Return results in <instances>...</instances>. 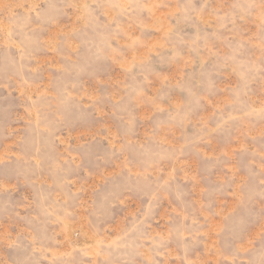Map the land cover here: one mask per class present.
Segmentation results:
<instances>
[{"label":"rangeland","instance_id":"1","mask_svg":"<svg viewBox=\"0 0 264 264\" xmlns=\"http://www.w3.org/2000/svg\"><path fill=\"white\" fill-rule=\"evenodd\" d=\"M0 264H264V0H0Z\"/></svg>","mask_w":264,"mask_h":264}]
</instances>
